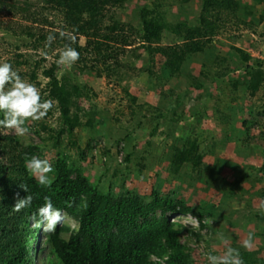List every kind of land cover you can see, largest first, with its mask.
<instances>
[{
	"label": "rangeland",
	"instance_id": "1",
	"mask_svg": "<svg viewBox=\"0 0 264 264\" xmlns=\"http://www.w3.org/2000/svg\"><path fill=\"white\" fill-rule=\"evenodd\" d=\"M202 1L127 0L122 8L112 7L107 13L138 28V9L148 6L152 10L157 3V12L170 22L196 23ZM237 3L235 16L228 18L203 53L186 59L179 74L171 76L157 61L150 75L145 70L150 67L145 51L132 45L121 51L119 59L127 64L119 72L122 78H117L115 72L108 76L104 70L99 75L98 69H80L69 56L58 57L64 52L60 44L52 48L41 42L34 48L32 38L21 34L26 29L37 35L60 27V13L39 0H0V74L15 79L8 86L0 82V97L10 91L13 100L30 107L32 98L44 94L47 78L43 71L53 61L58 63V76L67 74L87 85L90 96L82 97L79 105L88 113L83 120L91 118L93 128L75 133L83 159L75 148L67 149V153L79 161L90 182L105 192L120 195L130 191L144 198L156 187L201 211L204 227L197 217L170 214V219L181 226L180 240L192 252L193 264H236L242 256L240 250L259 248L264 257V95L263 91L250 95L244 67L233 49L241 48L264 61V22L258 18L264 0ZM33 16L40 21L32 20ZM175 38L166 32L163 44H171ZM78 42L83 46L86 38L81 36ZM217 57H224V64L216 61ZM224 66L230 67L229 72L216 78ZM202 72L205 75L201 76ZM198 81L203 82L200 89L193 86ZM171 105L177 120L164 118L153 129L156 109L167 112ZM48 108L51 114L45 121L57 127L55 102ZM133 108L134 116L130 113ZM1 133L19 135L26 143L40 145L43 152L38 164L27 166L39 181L51 179L57 150L49 142L42 143L33 129H23L18 123ZM187 136L198 139L203 153V166L200 173L195 171L197 175L186 167L170 172L171 163L163 159L164 146ZM55 224L77 227L64 214L51 212L42 218L38 229L42 225L47 231Z\"/></svg>",
	"mask_w": 264,
	"mask_h": 264
},
{
	"label": "trees",
	"instance_id": "2",
	"mask_svg": "<svg viewBox=\"0 0 264 264\" xmlns=\"http://www.w3.org/2000/svg\"><path fill=\"white\" fill-rule=\"evenodd\" d=\"M39 1L60 13L63 23L37 35L30 29L22 31V35L32 38L34 48L41 42L52 48L60 44L64 52L58 57L69 56L80 69H98L99 75L104 70L108 76L115 72L117 78L127 64L119 56L132 45L145 51L150 64L145 70L150 75L157 61L161 70L167 69L171 76L179 74L186 59L203 53L206 46L212 44L213 36L239 8L237 0H203L196 23H172L162 12H157L160 4L156 3L152 10L148 6L138 9L139 27L135 28L118 20L113 13H107L112 7L122 8L127 0ZM258 18L259 22H264V7ZM32 20L40 21L34 16ZM42 22L47 24V19ZM166 32L176 38L173 43L164 45ZM81 36L86 38L83 46L78 42ZM233 49L244 67L250 95L258 91H263L264 95V61L252 58L241 48ZM224 60V57L216 58L220 63ZM57 68V61H53L44 69L43 75L47 78L44 94L32 98L30 107L13 100L10 91L2 92L0 97V264H37L33 258L36 251L30 250L33 234L38 231L43 213L54 210L75 221L77 227L55 224L50 228L46 246L37 250L43 264H162L152 257L163 259L165 264H193L192 252L180 240L181 226L170 221L168 214H192L204 227L201 211L156 187L144 198L130 191L120 195L105 192L90 182L79 161L72 160L67 153V149L75 148L80 159L84 158L75 133L77 129L93 128L91 118L83 120L88 113L79 105L82 97L90 96V89L67 74L58 76ZM229 69L224 66L216 78L224 76ZM35 77L33 70L31 78ZM0 82L8 86L14 84L15 79L0 74ZM193 86L200 89L203 82L198 81ZM52 102L59 114L57 127L45 121L51 114L48 106ZM171 107L170 112L156 109L157 115L153 118L157 123L153 129H157L164 118L169 122L177 120L175 109ZM130 113L136 114L134 108ZM17 123L23 129H33L42 143L49 142L57 150L50 180L39 181L27 166L38 164L43 152L40 145L26 143L19 135L1 133ZM243 126L248 130L246 122ZM163 151V159L171 163L170 172L177 173L183 167L191 168L194 173L201 172L203 153L196 137L175 138ZM240 253L242 256L236 264H264L260 248L240 250Z\"/></svg>",
	"mask_w": 264,
	"mask_h": 264
},
{
	"label": "clouds",
	"instance_id": "3",
	"mask_svg": "<svg viewBox=\"0 0 264 264\" xmlns=\"http://www.w3.org/2000/svg\"><path fill=\"white\" fill-rule=\"evenodd\" d=\"M51 212H57V211H51ZM51 212H45V213H43V217H46V215L48 214V213H51ZM171 215H175V216H177V218H181V217H185V216H187V217H191V216H194V215H192V214H179V213H175V214H171ZM42 217V218H43ZM168 217H169V219H170V214H168ZM194 217H196V216H194ZM199 220V219H198ZM170 221H172L171 219H170ZM172 222H174V221H172ZM42 224H43V222H42ZM42 226V225H41ZM40 226V230L38 229V231H36L34 234H33V240H32V244H31V246H30V250H31V252L34 250V251H36V253H34V255H33V258L35 259V261L37 262V264H43V263H41V261L39 260V254L37 253V250H38V248H41V247H45L46 246V238H47V234H48V232H49V230L50 229H48L47 231H44V227L42 226L41 227ZM74 228V227H73ZM39 234V235H38ZM41 240H43V244L41 243ZM35 256V257H34ZM152 259L153 260H156V261H160L162 264H164V260L163 259H158V258H154V257H152Z\"/></svg>",
	"mask_w": 264,
	"mask_h": 264
}]
</instances>
